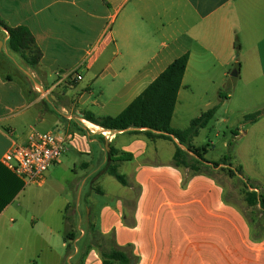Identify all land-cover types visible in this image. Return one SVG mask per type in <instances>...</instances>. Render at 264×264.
Here are the masks:
<instances>
[{
  "label": "crops",
  "instance_id": "obj_1",
  "mask_svg": "<svg viewBox=\"0 0 264 264\" xmlns=\"http://www.w3.org/2000/svg\"><path fill=\"white\" fill-rule=\"evenodd\" d=\"M0 21L28 29L42 53L32 69L10 49L9 33L0 27V206L10 200L0 213V264H103L88 248L92 225L114 235L119 247L130 246L132 264H264V236L254 240L248 218L226 202L217 179L173 165L177 140H151L133 128L105 131L85 119L120 116L189 55L172 120L177 129L190 71L212 62L235 64L241 75L235 40L249 44L248 52L259 49L254 68L264 72V0H0ZM74 124L86 134L74 131ZM33 132L59 133L66 151L51 168L68 169L81 196L90 186L85 207L70 209L68 203L78 222L74 241L58 244L52 223L23 207L27 186L4 164ZM162 141L174 145L166 162L156 159L160 146L150 149L149 142ZM111 164L125 171L128 186L107 204L102 180ZM55 172L49 170L46 184ZM255 182L264 194V183ZM95 190L101 199L92 198Z\"/></svg>",
  "mask_w": 264,
  "mask_h": 264
},
{
  "label": "rangeland",
  "instance_id": "obj_2",
  "mask_svg": "<svg viewBox=\"0 0 264 264\" xmlns=\"http://www.w3.org/2000/svg\"><path fill=\"white\" fill-rule=\"evenodd\" d=\"M215 41L219 44L217 39ZM242 43L243 40H235L234 58L243 63L240 76H232L235 64L225 68L218 63L212 66V62L203 66V72H189L186 83L190 88L186 100L182 99L178 107L174 126L186 130L192 120L219 107L214 119L194 138L192 145L198 149H206L205 158L210 162H222L226 158L234 170L244 167L245 172H239V176L242 178L244 174L243 177L249 184L256 187V180L264 183V72L258 67L254 68L258 64L259 49L248 52L249 44L242 47ZM255 115L257 117L249 119ZM149 143L151 151L157 146L163 149L162 155L156 158L159 162H166L174 151V145L169 142ZM50 171L53 174L55 169L51 168ZM119 173L124 175L125 171L120 170ZM210 173L224 187L226 196L246 217H257L264 223V215L259 209L249 208L245 202L244 188L238 179L240 177H234L223 166ZM77 182L78 180H73L68 169H61L55 172V177L46 186H27L21 197V204L34 218L46 225L52 223L59 234L56 239L58 244L64 241L69 232L78 229V222L67 212L68 203L70 209L78 207L79 203L83 208L90 193V186L86 187L82 196L77 193ZM102 191L105 194L102 195V203L107 204L126 193V189L111 176L102 180ZM94 192L92 198L101 199L96 190ZM65 219H69L72 224H67ZM20 227L18 224L17 228Z\"/></svg>",
  "mask_w": 264,
  "mask_h": 264
},
{
  "label": "trees",
  "instance_id": "obj_3",
  "mask_svg": "<svg viewBox=\"0 0 264 264\" xmlns=\"http://www.w3.org/2000/svg\"><path fill=\"white\" fill-rule=\"evenodd\" d=\"M0 27L9 33L10 49L14 53L20 54L29 67L37 70L42 53L30 31L26 28H9L1 21ZM188 63L189 55H184L177 59L120 116L116 118H97L91 115L86 116L85 119L105 131L123 132L133 128L151 140H177L179 144L173 157V165L176 168L188 169L193 176L205 175L213 177L210 171L214 172L217 168L223 166V169L230 171L234 177H240L239 172L243 173L242 167H240V170H234L227 163L228 159L226 158L222 162H210L205 158L206 149H198L192 145L194 138L198 137L200 131L207 128L214 119L219 107L213 108L199 118L192 120L186 130L172 127L178 95ZM255 117L257 115L250 116L249 119ZM73 129L83 135L86 134L87 130L80 124H74ZM113 153L114 151L111 150L109 155L113 156ZM107 172L121 185L128 186L126 178L119 174L117 164L109 165ZM238 179L244 188L245 202L248 207L258 208L259 212L264 215V194L258 193L256 188L251 186L245 177L242 176V178ZM22 187L21 185L20 188ZM9 201L0 206V213ZM226 202L229 203L228 196H226ZM247 218L252 227L254 240H260L264 236V223H261L257 217ZM92 227L94 230H92V240L88 248L98 251L103 264H132L136 261V258L131 253L130 246L121 248L117 245L114 235L105 236L97 232L93 225ZM75 239L76 234L72 231L65 236L66 243ZM69 248L70 245H68Z\"/></svg>",
  "mask_w": 264,
  "mask_h": 264
},
{
  "label": "built area",
  "instance_id": "obj_4",
  "mask_svg": "<svg viewBox=\"0 0 264 264\" xmlns=\"http://www.w3.org/2000/svg\"><path fill=\"white\" fill-rule=\"evenodd\" d=\"M65 151L66 140L59 133L33 132L27 145L13 147L4 158V164L26 186L41 187L46 184L50 168Z\"/></svg>",
  "mask_w": 264,
  "mask_h": 264
},
{
  "label": "water",
  "instance_id": "obj_5",
  "mask_svg": "<svg viewBox=\"0 0 264 264\" xmlns=\"http://www.w3.org/2000/svg\"><path fill=\"white\" fill-rule=\"evenodd\" d=\"M232 76H233V77H238V70H235V71L232 73Z\"/></svg>",
  "mask_w": 264,
  "mask_h": 264
},
{
  "label": "bare ground",
  "instance_id": "obj_6",
  "mask_svg": "<svg viewBox=\"0 0 264 264\" xmlns=\"http://www.w3.org/2000/svg\"><path fill=\"white\" fill-rule=\"evenodd\" d=\"M95 128V127H94Z\"/></svg>",
  "mask_w": 264,
  "mask_h": 264
}]
</instances>
